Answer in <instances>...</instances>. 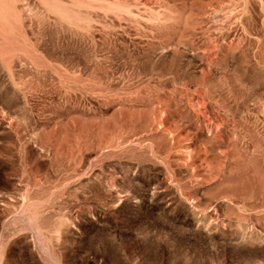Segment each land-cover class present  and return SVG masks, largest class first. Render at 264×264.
Returning a JSON list of instances; mask_svg holds the SVG:
<instances>
[{
    "label": "rangeland",
    "instance_id": "374dc122",
    "mask_svg": "<svg viewBox=\"0 0 264 264\" xmlns=\"http://www.w3.org/2000/svg\"><path fill=\"white\" fill-rule=\"evenodd\" d=\"M0 264H264V0H0Z\"/></svg>",
    "mask_w": 264,
    "mask_h": 264
}]
</instances>
